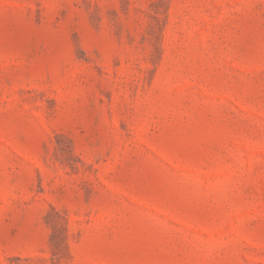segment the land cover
<instances>
[{
    "label": "rangeland",
    "instance_id": "1",
    "mask_svg": "<svg viewBox=\"0 0 264 264\" xmlns=\"http://www.w3.org/2000/svg\"><path fill=\"white\" fill-rule=\"evenodd\" d=\"M0 264H264V0H0Z\"/></svg>",
    "mask_w": 264,
    "mask_h": 264
}]
</instances>
